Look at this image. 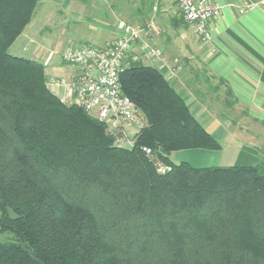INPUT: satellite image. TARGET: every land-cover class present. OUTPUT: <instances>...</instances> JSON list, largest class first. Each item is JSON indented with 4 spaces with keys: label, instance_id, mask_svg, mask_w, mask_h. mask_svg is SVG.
Listing matches in <instances>:
<instances>
[{
    "label": "trees",
    "instance_id": "1",
    "mask_svg": "<svg viewBox=\"0 0 264 264\" xmlns=\"http://www.w3.org/2000/svg\"><path fill=\"white\" fill-rule=\"evenodd\" d=\"M39 2L0 0V264H264V173L175 162L222 143L156 65L121 72L133 145L65 103L45 61L9 51Z\"/></svg>",
    "mask_w": 264,
    "mask_h": 264
},
{
    "label": "crops",
    "instance_id": "2",
    "mask_svg": "<svg viewBox=\"0 0 264 264\" xmlns=\"http://www.w3.org/2000/svg\"><path fill=\"white\" fill-rule=\"evenodd\" d=\"M214 1L223 9L211 22V39L203 41L175 0H82L84 5L94 3V19L104 25L102 30L91 25L98 31L100 44L121 35L122 22L142 29L141 42L128 53V66L153 64L166 74L178 66L170 79L191 100L193 112L205 121L202 124L215 136L226 127L242 147L236 164L256 165L264 173V0ZM149 25L153 30L146 33ZM145 41L162 49V59L145 54ZM194 62L201 68L195 69ZM63 68L67 74L69 68ZM196 79L199 86L195 88ZM234 113L243 116L245 124L238 129L244 134L232 127L237 124Z\"/></svg>",
    "mask_w": 264,
    "mask_h": 264
},
{
    "label": "built area",
    "instance_id": "3",
    "mask_svg": "<svg viewBox=\"0 0 264 264\" xmlns=\"http://www.w3.org/2000/svg\"><path fill=\"white\" fill-rule=\"evenodd\" d=\"M183 18L195 26L196 35L206 41L212 37L211 22L222 12L223 4L214 0H175ZM121 35L103 44L83 43L70 45L61 52V64L69 68L68 77L49 76L48 87L67 104H76L87 112H96V117L104 122L111 134L116 135L121 144L133 145L131 129H139L145 118L134 101L124 93L121 72L128 66V53L141 42L143 30L122 22ZM149 25L146 33L152 32ZM145 31V30H144ZM145 54L162 59L163 51L142 42ZM57 52L48 53L45 63H52ZM160 66L165 64L162 62ZM178 70L175 66L167 74L173 77ZM135 132V131H134ZM153 159L157 171L165 173L170 168L161 158L155 156L148 147H143Z\"/></svg>",
    "mask_w": 264,
    "mask_h": 264
},
{
    "label": "rangeland",
    "instance_id": "4",
    "mask_svg": "<svg viewBox=\"0 0 264 264\" xmlns=\"http://www.w3.org/2000/svg\"><path fill=\"white\" fill-rule=\"evenodd\" d=\"M101 3L104 8H107L106 2ZM91 5H84L82 0H40L32 20L10 47V53L44 62L48 53L54 50L57 52L54 62L49 64L44 62L47 66V79L53 75L68 77L65 69L60 65L62 50L70 45L100 44L98 31L91 29V25H96L99 30H102L104 25L95 21ZM110 22L114 25L115 18L111 17ZM177 63L180 61L178 60ZM194 65L195 69L201 68V65L196 62ZM196 84L197 81L194 84L195 88L199 86ZM187 102L191 104V100L187 99ZM190 107L195 110L191 105ZM90 115L95 117L96 112L92 111ZM195 115L200 120V113H195ZM236 115L237 117L233 115V118L237 124L232 127L238 129L245 124V121L239 113ZM238 131L244 134L242 130L238 129ZM216 138L222 143L220 149L176 150L172 152L171 157L175 162L185 160L196 166L236 164L242 148L239 139L228 135L226 127H221L216 132ZM10 237L11 234H4L0 236V239Z\"/></svg>",
    "mask_w": 264,
    "mask_h": 264
}]
</instances>
